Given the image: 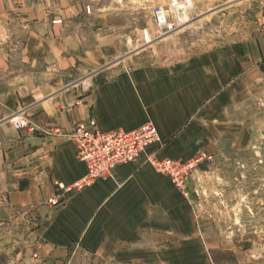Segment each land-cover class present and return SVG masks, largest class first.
<instances>
[{"label":"crops","instance_id":"0c3cea01","mask_svg":"<svg viewBox=\"0 0 264 264\" xmlns=\"http://www.w3.org/2000/svg\"><path fill=\"white\" fill-rule=\"evenodd\" d=\"M77 6L78 0H0V23L36 24L32 33L45 40V48L35 42L22 49L24 55H65L66 48L59 45L79 36L71 26ZM10 33L11 28L0 31V37ZM106 63L91 69V89L73 107L67 108L58 95L32 102L44 118L38 124L48 134L28 136L18 160L11 158V144L1 154L0 213L33 208L38 222L26 257L0 254V264H25L28 257L55 264L77 246L109 254L116 248H133L136 253L134 248L169 245L173 225L179 223L175 215L183 214V192L170 178L139 158L118 165L115 179L65 191L59 183L74 184L86 166L74 141L58 136L56 128L70 130L91 117L105 131L134 129L152 121L161 142L151 150L170 158L189 159L233 144V135L251 124L247 119L253 104L247 96L255 80H264V34L176 62L118 68Z\"/></svg>","mask_w":264,"mask_h":264},{"label":"rangeland","instance_id":"374dc122","mask_svg":"<svg viewBox=\"0 0 264 264\" xmlns=\"http://www.w3.org/2000/svg\"><path fill=\"white\" fill-rule=\"evenodd\" d=\"M167 1L78 0L71 26L79 36L59 45L66 48L65 55H24L26 45L40 42L45 48V40L32 33L36 24L0 23L3 33L12 30L0 37L4 48L0 53V157L11 144V158L18 160L20 145L28 136L48 134L39 126L44 118L32 102L58 95L67 108L73 107L91 89L88 73L93 67L106 62L115 68L176 62L264 34V0H195L186 19L170 17L171 28L161 25L155 14ZM52 90L56 91L48 94ZM246 101L253 104L247 119L251 124L233 135V144L193 156L204 155L187 180L180 199L183 214L175 215L179 223L173 225L169 245L134 248L136 253L133 248H116L109 254L77 246L55 264H264V117L260 118L264 80L260 77ZM17 116H25L30 124L17 128ZM75 125L70 130L56 128L57 135L72 139ZM37 222L33 208L0 213V254L26 257ZM25 264L40 263L28 257Z\"/></svg>","mask_w":264,"mask_h":264},{"label":"built area","instance_id":"2783aa9c","mask_svg":"<svg viewBox=\"0 0 264 264\" xmlns=\"http://www.w3.org/2000/svg\"><path fill=\"white\" fill-rule=\"evenodd\" d=\"M196 6L195 0H168L166 5L157 7L155 14L161 25L170 27L169 19L175 16L179 21ZM90 87L89 82L85 83ZM17 128L30 124L25 116L14 118ZM70 136L77 146V154L86 166V172L70 186L59 183L60 188L66 191L80 189L94 183L96 180L115 179V169L118 165L143 158L144 162L151 164L158 172L168 176L182 192L186 191L187 180L196 171L204 155L191 159L160 157L151 146L161 142L158 127L152 121L134 129L101 130L94 117L87 121L77 122L70 131ZM56 203L57 199L51 198Z\"/></svg>","mask_w":264,"mask_h":264},{"label":"bare ground","instance_id":"6f19581e","mask_svg":"<svg viewBox=\"0 0 264 264\" xmlns=\"http://www.w3.org/2000/svg\"><path fill=\"white\" fill-rule=\"evenodd\" d=\"M184 18H187L188 17V15H187V13L185 14V16H183Z\"/></svg>","mask_w":264,"mask_h":264}]
</instances>
